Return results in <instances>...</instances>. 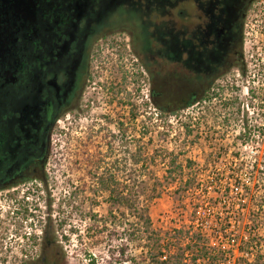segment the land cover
Instances as JSON below:
<instances>
[{
    "label": "flooded vegetation",
    "instance_id": "af4514ba",
    "mask_svg": "<svg viewBox=\"0 0 264 264\" xmlns=\"http://www.w3.org/2000/svg\"><path fill=\"white\" fill-rule=\"evenodd\" d=\"M254 2L0 0V199L12 200L10 211L31 214L30 199L50 198L55 138L88 130L87 118L93 133L97 123L109 124L112 144L126 143L133 80L151 110L143 113L160 120L217 98L234 71L242 87ZM101 105L111 111L93 118Z\"/></svg>",
    "mask_w": 264,
    "mask_h": 264
},
{
    "label": "rangeland",
    "instance_id": "374dc122",
    "mask_svg": "<svg viewBox=\"0 0 264 264\" xmlns=\"http://www.w3.org/2000/svg\"><path fill=\"white\" fill-rule=\"evenodd\" d=\"M239 81L234 71L217 98L164 117L160 122L159 118L143 113L151 110L143 102L145 96L138 97L137 83L133 80L132 108L141 114L136 121H131L126 143L112 144L110 136L114 130L109 124L97 123L100 130L93 133L96 130L92 128V117L82 123L88 130L70 129L57 136L50 198L45 192L30 199L31 214L23 210L12 214L9 209L12 200L0 199L4 206L0 211V264H30L32 258L37 259L39 239L43 237L49 214L53 213L54 222L59 224L67 217L68 204L74 210L71 220L79 229L81 223L76 214L80 212H96L105 217L110 210L109 191L100 189L97 178L110 176L119 180V191L128 184L130 176L176 180V185L165 188L151 209L153 227L163 237L160 246L167 256L164 250L171 239L166 236L185 229L206 233L210 244L223 248L226 254L229 252L220 264H241L242 258H248L253 264L257 254L262 256L260 251H264V209H261L264 205V102L250 100L254 86L244 82L238 87ZM110 111L101 105L93 118ZM243 129L248 132L245 136ZM134 155L140 160L137 165L133 163ZM151 160L154 163L144 171L142 167ZM255 163L258 167L253 170ZM125 168L130 172H125ZM69 227L55 235L60 246H65L60 241L62 231L67 232ZM249 235L263 247L258 253L254 248L242 256L238 246ZM30 236L35 237V244L27 240ZM76 241L73 237L71 244ZM176 262L172 264H193L189 257L182 263Z\"/></svg>",
    "mask_w": 264,
    "mask_h": 264
},
{
    "label": "trees",
    "instance_id": "16d2710c",
    "mask_svg": "<svg viewBox=\"0 0 264 264\" xmlns=\"http://www.w3.org/2000/svg\"><path fill=\"white\" fill-rule=\"evenodd\" d=\"M172 105L166 103V107H172ZM132 107H134L133 104ZM185 108L184 106L182 109ZM135 112L136 109H133V121L137 119ZM175 114L172 112L166 118ZM139 161L137 155H134L133 163L137 165ZM152 163L154 160L143 166V170L146 171ZM171 165L175 167V162L172 161ZM186 166L190 167L188 163ZM97 180L101 190L109 191L108 214L105 217L99 216L96 212L76 214L80 218L79 229L71 220L74 210L70 204L67 205L66 219L61 220L59 224L54 222V214L50 213L45 227L49 238L44 241L43 236L40 245L42 255L31 264H172L175 260H177L176 263H182L185 257H189L193 264H220L226 260L229 252L226 254L223 248L210 244L206 233L185 229L166 236L167 239H171V241L168 240L169 247L164 250L169 256L162 251L160 245L163 237L153 227L151 209L162 197L165 188L176 185L175 179L145 180L130 176L127 180L128 184L123 185L121 191H119V180L114 177L97 178ZM75 196L77 194H74ZM67 225L70 227L67 232L62 231L64 234L60 240L65 246H60L55 235ZM73 237L77 241L72 245ZM173 241H175L174 244ZM238 247L243 256L254 248L258 253L263 246L259 240L249 235L242 238ZM136 251L139 254H136ZM260 253L264 255V251L261 250ZM263 255L257 254L253 264H264ZM240 263L252 264L248 258H242Z\"/></svg>",
    "mask_w": 264,
    "mask_h": 264
},
{
    "label": "built area",
    "instance_id": "2783aa9c",
    "mask_svg": "<svg viewBox=\"0 0 264 264\" xmlns=\"http://www.w3.org/2000/svg\"><path fill=\"white\" fill-rule=\"evenodd\" d=\"M243 48L248 63V74L244 81L247 85H253L250 100L264 102V0H255L245 22ZM259 68V75L254 76L253 71ZM244 84V83H243ZM243 86V85H242ZM162 122V120H160ZM249 126V124H248ZM246 128V127H245ZM162 129V128H161ZM247 129V128H246ZM243 129V135H247ZM251 128H249L250 130ZM258 167L254 164L252 169ZM256 170V169H255ZM259 171L257 170V173ZM264 209V205H261ZM33 211V210H32ZM11 213L14 212L11 210Z\"/></svg>",
    "mask_w": 264,
    "mask_h": 264
}]
</instances>
